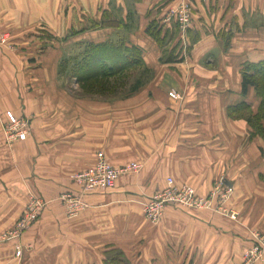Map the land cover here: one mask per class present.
<instances>
[{"label":"crops","instance_id":"crops-1","mask_svg":"<svg viewBox=\"0 0 264 264\" xmlns=\"http://www.w3.org/2000/svg\"><path fill=\"white\" fill-rule=\"evenodd\" d=\"M179 1L0 0V31L10 33L0 47V183L10 201L28 188L48 202L27 239L28 264H237L250 232L264 231V139L232 116L260 106L254 87L242 93L241 73L264 62V0H188L197 39L187 57L164 63L146 29ZM40 31L55 48L67 39L134 46L153 79L115 103L74 99L47 87L56 75L44 73L41 55L30 57L27 35ZM7 112L27 122L24 140L7 135ZM98 152L113 167L141 170L89 195L87 208L65 220L58 197L78 190L74 175ZM167 178L203 197L221 181L237 219L169 205L151 225L142 205Z\"/></svg>","mask_w":264,"mask_h":264},{"label":"rangeland","instance_id":"rangeland-1","mask_svg":"<svg viewBox=\"0 0 264 264\" xmlns=\"http://www.w3.org/2000/svg\"><path fill=\"white\" fill-rule=\"evenodd\" d=\"M182 3L190 4L188 0H180L171 9L165 11V13H160L158 18H156V20L154 21V28L160 31L161 37H163L162 47H160L154 41L160 49L159 58L162 62L165 60L167 55L170 54L171 50L174 51V55H177V59H180L181 61L182 59L188 56L192 48V45L196 41V40L192 41L193 36L190 38L189 35V31L191 32L190 29L192 28L193 25V19L191 18V23L189 28L184 33H182L179 27L178 19L175 17L177 9ZM189 6L191 7V5ZM191 14H192V8H191ZM27 38L30 41V44L31 43L35 44V47H33L32 50H30L31 52L30 57L37 56L38 54L41 55L45 59L44 73H46L47 76H50L51 74L56 75V82H55L56 86L54 85L53 81L50 78H48L47 87L64 90L68 95H70L74 99L93 100L99 103H115L120 100L128 99L133 95V93L131 92V88L134 86L137 80H141L142 82V85L138 88L140 89L144 86L149 85V83L153 79V75H154L153 72L151 77L150 74L142 75L143 70L141 68H133L123 74L109 78L107 80L92 79L90 80L91 82L89 83L81 82L77 80L75 73H73V70L75 69H73L71 65L70 66L65 65L63 67V70H61L62 61L68 57L77 55L80 51L79 46L72 44V42L67 39V40H63L62 45L58 44L57 47L55 48L52 46L53 44L52 37L48 33L42 31L37 32L36 34L27 35ZM38 43H41L40 47H38ZM42 46L44 47L46 46V49H43ZM39 50L42 51L39 52ZM55 60H58L57 65H55L54 63ZM211 65L212 67L210 66L209 67L213 70L215 68V65L214 64ZM96 84L100 85L99 88L96 87L94 90L88 88V86L96 85ZM170 92H175V91L171 90ZM178 99L180 98L178 97L175 100ZM237 116L244 117L247 121L248 117H251V114H249L248 116L244 112H240L237 115H235L234 118H236ZM14 118L16 120H19L20 122H23L22 119H18L15 116ZM262 122L263 121L261 120L260 122L261 127H262ZM7 127L8 128L5 131L7 132L8 136H11L9 131L10 125H8ZM254 133L264 139V136L256 133L255 131ZM4 171H5L4 169L0 170V175H2ZM0 185L1 187H3L2 183H0ZM1 187H0V264H28V262L32 261V258H30L29 251L33 250V245L31 243V245L28 246L27 239L30 236V234H31L30 239L32 238V235H35V230H34L35 226L39 223L43 213L45 212L46 205L48 204V202L45 201L42 197L38 195H34L28 188L25 189V195H26L25 198L24 196L21 195L22 191L17 190L16 191L17 197L14 195L15 198H12V201H10V197H7V194L5 193L7 192L6 187L5 186L3 188ZM31 197H36L41 201H43L45 203V208L40 214L39 218L34 223H32L24 231L20 232L18 237L14 238L12 237V234L15 231L14 228L17 223V220L21 216L25 206L30 201ZM26 198L27 201L25 203ZM24 203L25 206L24 208H22ZM63 213H64V209H63ZM226 217H228L230 220L233 221L237 219L236 214L234 219L230 218L229 216ZM64 218L65 220H68L65 216V213H64ZM249 235H250L249 247L242 253L241 258L239 259L237 264H264V247L259 246L260 244L259 242L264 244V231L263 232L260 230L252 231L250 232ZM256 247H258V251H256L253 254H249L250 252H252L253 248Z\"/></svg>","mask_w":264,"mask_h":264},{"label":"built area","instance_id":"built-area-1","mask_svg":"<svg viewBox=\"0 0 264 264\" xmlns=\"http://www.w3.org/2000/svg\"><path fill=\"white\" fill-rule=\"evenodd\" d=\"M188 3H182L176 12L179 27L184 33L191 23V7ZM174 14V12H173ZM10 39V33L0 31V47H7ZM169 97L177 99L175 92H170ZM10 125V137L14 136L18 140H24L26 137V122L16 120L11 113L6 114ZM141 170L138 163L116 168L110 165L102 152L96 154L95 163L73 177V182L78 187L76 192H66L59 197L63 205L65 216L68 220L76 218L83 210L87 208L86 197L99 191H107L114 188L117 180L122 176L136 174ZM231 189L226 187L221 181L217 182L212 191L205 197L196 193L191 185L176 186L173 179L167 178L165 187L149 197L142 205L143 216L151 225H157L162 217L164 209L169 205L178 206L193 211H210L217 214L235 218V213L227 211L224 207L229 198ZM45 208V203L36 197H31L24 208L21 216L15 225V231L12 237H18L19 233L27 229L34 223ZM259 246L264 244L259 242ZM258 251V247L253 248V254Z\"/></svg>","mask_w":264,"mask_h":264},{"label":"trees","instance_id":"trees-1","mask_svg":"<svg viewBox=\"0 0 264 264\" xmlns=\"http://www.w3.org/2000/svg\"><path fill=\"white\" fill-rule=\"evenodd\" d=\"M146 32L160 47L163 46V37H161L160 31L154 28V22L149 24ZM196 36L192 37V41L197 39ZM227 45L228 42H226ZM178 61L180 59H177V55H174V51L171 50L163 62L172 63ZM65 65H71L75 69L73 73H75L77 80L85 83L91 82L90 80L92 79L107 80L133 68H141L143 70L142 75L150 74L152 77V71L146 68L141 60L140 50L134 46L112 42L84 44L80 47L77 55L68 57L62 61L61 70H63ZM241 75L242 93H245L248 86H252L257 96L261 99L258 112L248 117L247 122L256 133L264 136V129L260 124L261 120H264V62L245 65ZM141 85V80H137L131 88V92L134 93ZM99 86L97 84L90 85L88 88L94 90L96 87L99 88ZM241 109L239 106L233 109L232 113L241 111ZM232 116L234 117L235 115L232 114ZM262 155L264 156V149L262 150Z\"/></svg>","mask_w":264,"mask_h":264}]
</instances>
